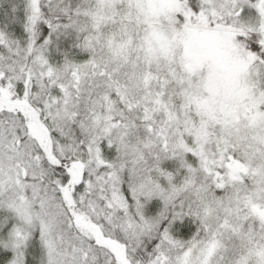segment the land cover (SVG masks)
<instances>
[{
	"label": "snow or ice",
	"instance_id": "obj_1",
	"mask_svg": "<svg viewBox=\"0 0 264 264\" xmlns=\"http://www.w3.org/2000/svg\"><path fill=\"white\" fill-rule=\"evenodd\" d=\"M0 264H264V0H0Z\"/></svg>",
	"mask_w": 264,
	"mask_h": 264
}]
</instances>
